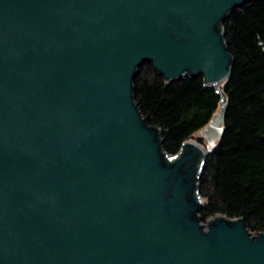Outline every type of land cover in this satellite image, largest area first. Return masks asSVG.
<instances>
[{
    "label": "water",
    "instance_id": "95a60500",
    "mask_svg": "<svg viewBox=\"0 0 264 264\" xmlns=\"http://www.w3.org/2000/svg\"><path fill=\"white\" fill-rule=\"evenodd\" d=\"M246 1L0 0V264H264V232L204 228L194 197L225 132L220 25ZM147 61L221 97L171 164L134 102Z\"/></svg>",
    "mask_w": 264,
    "mask_h": 264
},
{
    "label": "trees",
    "instance_id": "16d2710c",
    "mask_svg": "<svg viewBox=\"0 0 264 264\" xmlns=\"http://www.w3.org/2000/svg\"><path fill=\"white\" fill-rule=\"evenodd\" d=\"M233 58L223 88L228 98L225 132L198 166L195 199L200 220L243 219L253 234L264 232V0L235 6L220 25ZM134 102L151 127L160 129L168 163L218 112L221 97L203 75L168 81L152 61L139 65ZM201 143V141H199Z\"/></svg>",
    "mask_w": 264,
    "mask_h": 264
},
{
    "label": "rangeland",
    "instance_id": "374dc122",
    "mask_svg": "<svg viewBox=\"0 0 264 264\" xmlns=\"http://www.w3.org/2000/svg\"><path fill=\"white\" fill-rule=\"evenodd\" d=\"M190 141H197V142L201 141V144L204 147H207V144H208L206 139L201 138L200 131L197 132L196 134H194L193 137L190 139ZM211 221H212V218L209 219V220H207V221H205V222L201 221V224H202V226L204 228H208V226H209V224H210Z\"/></svg>",
    "mask_w": 264,
    "mask_h": 264
},
{
    "label": "bare ground",
    "instance_id": "6f19581e",
    "mask_svg": "<svg viewBox=\"0 0 264 264\" xmlns=\"http://www.w3.org/2000/svg\"><path fill=\"white\" fill-rule=\"evenodd\" d=\"M222 86H223V84H221V85L217 86V88H218V90H219V91H221V90H222V89H221V88H222Z\"/></svg>",
    "mask_w": 264,
    "mask_h": 264
}]
</instances>
